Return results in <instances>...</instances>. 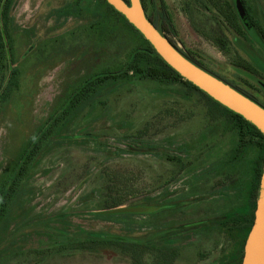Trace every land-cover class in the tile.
I'll return each instance as SVG.
<instances>
[{
  "label": "rangeland",
  "instance_id": "1",
  "mask_svg": "<svg viewBox=\"0 0 264 264\" xmlns=\"http://www.w3.org/2000/svg\"><path fill=\"white\" fill-rule=\"evenodd\" d=\"M164 1L179 47L264 103L259 34L248 30L244 42L201 0ZM246 2L264 26V0ZM107 8L102 0L15 1L0 80L2 64L6 84L16 71L19 89L0 114V180L85 81L117 70L141 46L123 22L108 24ZM246 62L260 74L244 73ZM68 137L74 139L39 159L23 218L36 227L4 245L0 264L131 263L113 247L74 249L94 235L176 249L175 264H237L244 236L229 219L246 209L243 189L254 155L231 160L236 136L199 94L181 85H126L86 109ZM112 200L131 209L108 215ZM145 260L154 263L152 256Z\"/></svg>",
  "mask_w": 264,
  "mask_h": 264
},
{
  "label": "trees",
  "instance_id": "2",
  "mask_svg": "<svg viewBox=\"0 0 264 264\" xmlns=\"http://www.w3.org/2000/svg\"><path fill=\"white\" fill-rule=\"evenodd\" d=\"M15 1L16 0H0V40H2L0 44V61H2L4 57V39L5 37L8 38L10 35L8 32L11 22L10 15ZM102 1L108 7V24L115 23L116 21L123 22L139 36L141 46L135 47L129 54L126 62L117 70L94 75L85 81L81 89L72 95L61 112L52 116L43 127L34 134L27 144L24 153H22L17 162L13 163L9 168L6 176L0 180V257L4 251L5 244L16 239L27 230L36 227V223L27 222L23 220V218L26 211L24 207L32 198L31 182L34 175L33 171L39 164V159L42 157V154L52 145L61 144L69 139H74V137H68L70 127L86 109L95 108L101 98L113 94L126 85L150 82L169 87L181 85L186 91L199 94L206 100L211 110L219 112V119L222 121L223 128L227 133L236 136V144L231 156V160L234 163L243 162L251 152H253L254 156L249 165V178L247 182H245L243 189V194L246 199V209L242 211L241 215L237 216L234 214L232 218L229 219V223L233 224V228H235L237 232H241L244 236L243 245L239 252L241 257L237 262V264H242L245 243L255 220V211L257 209L261 178L263 175L264 135L243 117L217 103L206 93L182 78L163 61L150 43L145 40L140 32L137 31L124 16L117 12L105 0ZM124 1L127 3L129 2V0ZM194 1L198 2L197 0ZM201 1L205 3L208 8H213L230 29L247 41L244 24L241 22L237 10L230 0ZM141 4L147 18L154 26L162 30L172 45L180 51L183 56L198 67L231 85L264 108V103L259 102L253 95L234 86L232 82L226 80L220 74L212 72L208 66L204 64L203 60L198 58L192 51L185 49L183 52L180 50L179 43L177 42L179 33L173 16L168 10L164 0H141ZM259 30L264 41V30L260 27ZM2 69L3 72L0 80V114L7 103H9L14 92L19 89L16 71L13 72L10 80L6 84L4 66L1 64V70ZM241 69L246 74H260V71L253 64L248 62L243 63ZM172 161H174V159H172ZM124 205L125 201L123 200H112V203H107L104 211L110 212L108 215H115L113 214L114 210L126 212L124 209L129 210L130 208H121ZM114 217L115 216H109L105 219L109 220ZM106 247L119 249L130 258V264H147L145 260L147 255L154 258L153 264H175L180 255L176 249L157 247L152 241L104 237L102 235H94L92 238L87 237L85 241L76 244L74 249L99 250L105 249ZM38 253L44 254L46 252L41 251Z\"/></svg>",
  "mask_w": 264,
  "mask_h": 264
},
{
  "label": "water",
  "instance_id": "3",
  "mask_svg": "<svg viewBox=\"0 0 264 264\" xmlns=\"http://www.w3.org/2000/svg\"><path fill=\"white\" fill-rule=\"evenodd\" d=\"M105 1L124 16L150 43L163 61L182 78L192 83L217 103L243 117L264 135V108L183 56L162 30L154 26L147 18L141 0H129L128 3L124 0ZM238 11L244 24L249 27L246 12L241 4L238 5ZM124 210L128 211V209ZM139 211L148 213L145 208L139 209ZM242 264H264V167L255 220L245 243Z\"/></svg>",
  "mask_w": 264,
  "mask_h": 264
},
{
  "label": "flooded vegetation",
  "instance_id": "4",
  "mask_svg": "<svg viewBox=\"0 0 264 264\" xmlns=\"http://www.w3.org/2000/svg\"><path fill=\"white\" fill-rule=\"evenodd\" d=\"M239 4H241L242 5V7L244 8V10H245V12H246V16H247V18H248V21H249V24H250V26L249 27H247L245 24H244V22H243V20L241 19V17H240V14H239V11H238V5ZM234 6H235V8H236V10H237V13H238V15H239V17H240V19H241V22L244 24V27H245V32L247 33V31L248 30H255L258 34H259V36H260V38L262 39V36H261V34H260V30H259V27L260 28H262L263 30H264V26H262L261 24H259L258 23V21L257 20H255L254 18H253V14H252V9H250V7L247 5V2H246V0H241L240 1V3H238V4H234ZM233 31V30H232ZM234 32V31H233ZM235 33V32H234ZM236 34V33H235ZM239 36V35H238ZM246 37H247V41H245L242 37H240L239 36V38L240 39H242L244 42H249V38H248V35L246 34ZM262 41H263V39H262ZM263 43H264V41H263ZM180 48V47H179ZM180 50H182L183 52H184V50L182 49V48H180ZM215 74H217L216 72H214ZM233 85L234 86H236V87H238L236 84H234L233 83ZM239 88V87H238ZM241 89V88H240ZM243 90V89H242ZM245 91V90H244ZM247 92V91H246ZM249 93V92H248ZM250 94V93H249Z\"/></svg>",
  "mask_w": 264,
  "mask_h": 264
}]
</instances>
